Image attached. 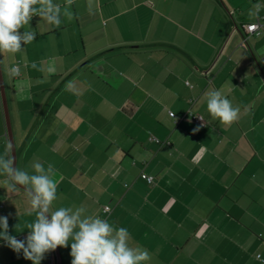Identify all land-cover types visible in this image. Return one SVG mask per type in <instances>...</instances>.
<instances>
[{
    "label": "crops",
    "instance_id": "crops-1",
    "mask_svg": "<svg viewBox=\"0 0 264 264\" xmlns=\"http://www.w3.org/2000/svg\"><path fill=\"white\" fill-rule=\"evenodd\" d=\"M257 2L93 0L90 14L73 0L58 28L33 17L35 40L0 56L17 166L53 165L55 207L127 228L147 264H264V27L244 30ZM50 61L54 73L31 66ZM15 64L23 93L7 73ZM212 88L241 109L231 126L207 112ZM6 134L0 98V152ZM7 196L0 183V216L24 240L34 216L23 191ZM70 251L41 264H71ZM0 264L32 261L0 239Z\"/></svg>",
    "mask_w": 264,
    "mask_h": 264
},
{
    "label": "clouds",
    "instance_id": "clouds-1",
    "mask_svg": "<svg viewBox=\"0 0 264 264\" xmlns=\"http://www.w3.org/2000/svg\"><path fill=\"white\" fill-rule=\"evenodd\" d=\"M72 3L73 0H66L63 5L56 0H0V56L22 52L25 45L35 40L37 32L30 25L33 17H39L53 28L60 27L64 18L74 19ZM261 9H264V3L257 2L248 11L249 18L257 21L247 26L250 34L264 27L259 23ZM88 11L93 14V0H88ZM31 66L48 73L55 71L54 61H50L46 69L35 62ZM7 73L17 80L18 93H23L27 84L18 79L22 75L19 65L10 66ZM204 95L207 112L213 119L231 126L240 118L241 109L234 106L221 90L212 88ZM13 149L12 142L7 141L4 151L0 152V183L9 199L23 191L29 205L28 215L34 216L20 230L27 229L24 240L10 235L8 217L0 216V239L14 252L22 251L24 258L32 264H41L46 253L70 244L71 264H147L151 260L147 250L129 244L127 228L118 227L98 215L86 214L87 209L83 206L55 207L57 170L51 164L45 168L39 162L31 165V172L20 168L12 156ZM18 227L19 222L15 229Z\"/></svg>",
    "mask_w": 264,
    "mask_h": 264
},
{
    "label": "water",
    "instance_id": "water-1",
    "mask_svg": "<svg viewBox=\"0 0 264 264\" xmlns=\"http://www.w3.org/2000/svg\"><path fill=\"white\" fill-rule=\"evenodd\" d=\"M0 98H1V102H2L3 114H4V118H5V123H6V130H7L6 135H7L8 141H11L12 144L14 145V149L12 151V156L15 160L16 165H17V155H16V150H15L13 130H12V126H11V119H10V114H9V108H8V102H7V96H6V91H5L3 75H2V71H1V65H0Z\"/></svg>",
    "mask_w": 264,
    "mask_h": 264
},
{
    "label": "built area",
    "instance_id": "built-area-1",
    "mask_svg": "<svg viewBox=\"0 0 264 264\" xmlns=\"http://www.w3.org/2000/svg\"><path fill=\"white\" fill-rule=\"evenodd\" d=\"M260 15V17H261V19L259 20V23L261 24V25H264V11L262 12V13H260L259 14ZM257 21H255V22H253V23H256ZM251 24V23H250ZM249 24H247V25H245L244 26V30H245V32H246V34H247V36H259L260 34H261V29H259V31L257 32V33H252V34H250L249 33V31H248V26ZM202 120H201V119ZM189 119L191 120V121H193V122H195V123H197V124H199V125H204L205 124V122H204V118L202 117V116H200V115H197V114H189ZM156 142H158V141H156ZM141 177H142V179H144V180H146L147 181V183H152V181H153V178L151 177V176H148V175H146V174H141ZM110 211V207L109 206H105L104 208H103V213H108Z\"/></svg>",
    "mask_w": 264,
    "mask_h": 264
}]
</instances>
